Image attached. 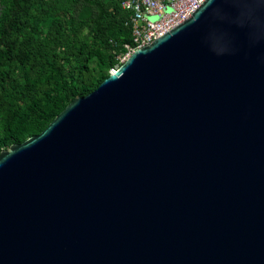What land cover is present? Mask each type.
Here are the masks:
<instances>
[{
    "label": "water",
    "instance_id": "1",
    "mask_svg": "<svg viewBox=\"0 0 264 264\" xmlns=\"http://www.w3.org/2000/svg\"><path fill=\"white\" fill-rule=\"evenodd\" d=\"M0 264H264V0H204L1 150Z\"/></svg>",
    "mask_w": 264,
    "mask_h": 264
},
{
    "label": "trees",
    "instance_id": "2",
    "mask_svg": "<svg viewBox=\"0 0 264 264\" xmlns=\"http://www.w3.org/2000/svg\"><path fill=\"white\" fill-rule=\"evenodd\" d=\"M121 3L0 0V151L41 132L122 63L134 42Z\"/></svg>",
    "mask_w": 264,
    "mask_h": 264
},
{
    "label": "built area",
    "instance_id": "3",
    "mask_svg": "<svg viewBox=\"0 0 264 264\" xmlns=\"http://www.w3.org/2000/svg\"><path fill=\"white\" fill-rule=\"evenodd\" d=\"M204 0H122L129 13L134 45L127 44L123 62L137 47L150 44L178 24L188 19ZM118 65L110 71H114Z\"/></svg>",
    "mask_w": 264,
    "mask_h": 264
},
{
    "label": "rangeland",
    "instance_id": "4",
    "mask_svg": "<svg viewBox=\"0 0 264 264\" xmlns=\"http://www.w3.org/2000/svg\"><path fill=\"white\" fill-rule=\"evenodd\" d=\"M0 9H1V6H0ZM117 55H119V53H116V55H115V59H116V56H117ZM116 65L119 66L120 64L118 63V64H116ZM116 65H115V66H116ZM91 66L94 67V68H96V60H95V59L91 62ZM115 66H114V67H115ZM112 68H113V67H112ZM112 68H110V69H112ZM95 70H96V69H95ZM95 73H97V70L95 71ZM1 123H2V121H1V119H0V133H1Z\"/></svg>",
    "mask_w": 264,
    "mask_h": 264
}]
</instances>
